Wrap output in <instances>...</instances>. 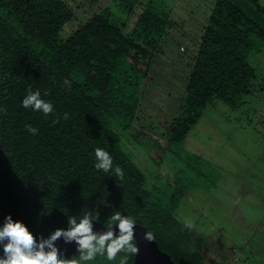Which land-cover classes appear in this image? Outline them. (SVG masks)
Masks as SVG:
<instances>
[{
    "label": "trees",
    "instance_id": "obj_1",
    "mask_svg": "<svg viewBox=\"0 0 264 264\" xmlns=\"http://www.w3.org/2000/svg\"><path fill=\"white\" fill-rule=\"evenodd\" d=\"M120 2L127 16L140 5L130 29L104 8L63 35L76 14L67 0H0V225L11 215L33 234L48 237L67 229L70 215L95 209L98 222L107 225L119 211L152 232L175 264H204V238L194 237L176 214L183 193L170 182L148 186L120 133L139 123L170 11L152 0ZM260 43V0H214L184 92L166 124L164 148L181 144L213 98L230 108L245 102L256 76L250 56ZM29 89L40 91L53 113L24 108ZM27 125L38 132L32 134ZM97 147L112 156L113 169L121 167L123 181L114 171L95 169ZM133 261L134 256L128 264ZM88 264H119V256Z\"/></svg>",
    "mask_w": 264,
    "mask_h": 264
},
{
    "label": "rangeland",
    "instance_id": "obj_2",
    "mask_svg": "<svg viewBox=\"0 0 264 264\" xmlns=\"http://www.w3.org/2000/svg\"><path fill=\"white\" fill-rule=\"evenodd\" d=\"M67 1L76 14L63 35L104 8L130 29L140 10L137 5L127 16L120 0ZM152 2L170 11L171 23L150 69L139 123L120 131L123 149L148 186L170 182L183 193L176 214L192 225L194 237L204 238V264H264V45L250 56L256 76L245 102L230 108L213 98L181 144L164 148L166 124L184 92L214 0Z\"/></svg>",
    "mask_w": 264,
    "mask_h": 264
},
{
    "label": "clouds",
    "instance_id": "obj_3",
    "mask_svg": "<svg viewBox=\"0 0 264 264\" xmlns=\"http://www.w3.org/2000/svg\"><path fill=\"white\" fill-rule=\"evenodd\" d=\"M63 83L67 88L71 87L69 80L65 79ZM22 105L26 109L31 107L33 111H40L45 116L54 111L52 103L45 101L40 91L33 92L31 89L23 98ZM68 118V114L65 113L64 119ZM26 128L32 134L38 132V129L31 125H27ZM94 153L95 169L104 173L114 171L113 177L123 181L124 171L118 165L113 169V158L108 151L97 147ZM94 211L95 219H93ZM93 221H99V213L95 209L83 211L80 216L70 215L67 217V229L57 228L47 238L41 236L37 240L22 221L13 220L11 215H8L0 225V246L3 249L0 264H88L97 257L112 262L116 261L118 256L119 264H128L130 257L139 254L135 236L136 222L132 217L119 211L113 212L108 217L109 223L103 225L106 231L100 233L94 232ZM185 226L192 227L191 224ZM116 228L119 230L118 235L115 234ZM61 239L66 244L75 242L78 246V255L73 258H63L55 244ZM143 239L152 242L155 237L152 232L146 231Z\"/></svg>",
    "mask_w": 264,
    "mask_h": 264
},
{
    "label": "water",
    "instance_id": "obj_4",
    "mask_svg": "<svg viewBox=\"0 0 264 264\" xmlns=\"http://www.w3.org/2000/svg\"><path fill=\"white\" fill-rule=\"evenodd\" d=\"M93 226L94 232L100 233L106 231V228L100 222L93 221ZM146 231L149 230L145 226L136 223L135 236L138 242L139 254L134 256V261L132 264H175L171 259V256L159 248L155 239L152 242L143 239L144 233ZM115 234H119L118 228L115 229ZM34 235L36 236L37 240H39L41 236L47 238V236L44 235ZM55 244L60 249L63 258L72 256L77 251L78 247L75 242L66 244L62 239L56 241Z\"/></svg>",
    "mask_w": 264,
    "mask_h": 264
}]
</instances>
